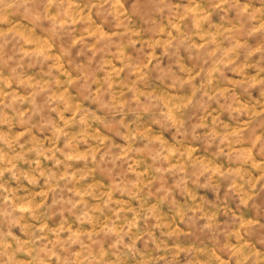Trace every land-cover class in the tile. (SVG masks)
I'll list each match as a JSON object with an SVG mask.
<instances>
[{
    "label": "clouds",
    "instance_id": "9594fccd",
    "mask_svg": "<svg viewBox=\"0 0 264 264\" xmlns=\"http://www.w3.org/2000/svg\"><path fill=\"white\" fill-rule=\"evenodd\" d=\"M0 264H264V0H0Z\"/></svg>",
    "mask_w": 264,
    "mask_h": 264
}]
</instances>
